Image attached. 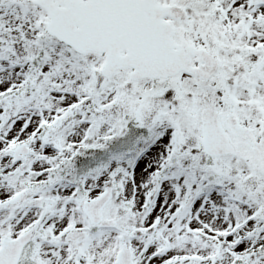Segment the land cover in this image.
Segmentation results:
<instances>
[{
	"label": "snow or ice",
	"instance_id": "snow-or-ice-1",
	"mask_svg": "<svg viewBox=\"0 0 264 264\" xmlns=\"http://www.w3.org/2000/svg\"><path fill=\"white\" fill-rule=\"evenodd\" d=\"M0 264H264V0H0Z\"/></svg>",
	"mask_w": 264,
	"mask_h": 264
}]
</instances>
